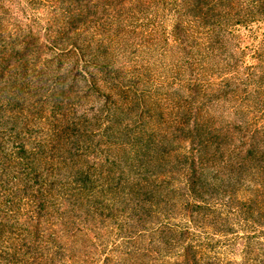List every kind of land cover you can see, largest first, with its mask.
<instances>
[{
	"label": "trees",
	"instance_id": "1",
	"mask_svg": "<svg viewBox=\"0 0 264 264\" xmlns=\"http://www.w3.org/2000/svg\"><path fill=\"white\" fill-rule=\"evenodd\" d=\"M13 1L0 0V264H264L249 245L230 256L264 234V124L210 112L236 93L230 36L264 24V0H29L34 28ZM261 35L250 78L264 92Z\"/></svg>",
	"mask_w": 264,
	"mask_h": 264
},
{
	"label": "rangeland",
	"instance_id": "2",
	"mask_svg": "<svg viewBox=\"0 0 264 264\" xmlns=\"http://www.w3.org/2000/svg\"><path fill=\"white\" fill-rule=\"evenodd\" d=\"M28 1L29 0H15L9 2V8L11 11L17 12V16L22 20L23 25L28 23L34 28V10H31L33 7ZM24 8L26 12L23 11ZM39 12L41 11L39 10ZM20 15L24 16V19H22ZM44 19L45 17L42 16L41 21H44ZM165 23L166 29H170L172 24L171 19L168 18ZM263 27V23L253 24L248 27H236L233 35L230 36L228 52L225 53L227 58L225 62L227 68L226 73L231 78L230 82L236 85V93L229 97L231 100L226 101L225 99V101L213 105L212 110H210L214 116H223L222 119L225 120L226 124H242L241 122L244 120V117L253 120V123H249L251 127L264 124V110H247L249 107H245V105L248 101L244 98L246 96H252L251 98L255 99L256 96H264V92H261L262 90L254 88V81L250 78V67L258 63L256 55L257 52L263 48L261 44ZM151 59L157 61V63L161 61L157 58L156 53L151 56ZM214 72L216 71L214 70ZM94 97L95 96H91L84 99L83 103L87 105L95 102V100H100L94 99ZM238 107L239 109L237 110L236 108ZM243 228L244 227L236 226L235 231L238 233V236H246L247 232H253L251 229ZM245 245H249L248 249H250V251L247 253V257L250 259L259 255H264V234L250 240H246L245 238L237 239L232 248L233 251H231L233 254L230 255L235 258L237 263L244 261L241 250L245 249ZM250 262L252 263V261Z\"/></svg>",
	"mask_w": 264,
	"mask_h": 264
}]
</instances>
